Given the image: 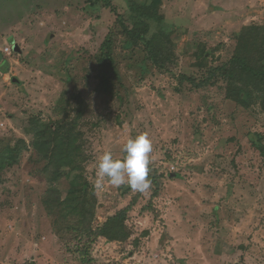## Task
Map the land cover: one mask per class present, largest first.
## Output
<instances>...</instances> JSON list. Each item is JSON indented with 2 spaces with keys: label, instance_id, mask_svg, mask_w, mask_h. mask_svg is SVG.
Returning <instances> with one entry per match:
<instances>
[{
  "label": "rangeland",
  "instance_id": "rangeland-1",
  "mask_svg": "<svg viewBox=\"0 0 264 264\" xmlns=\"http://www.w3.org/2000/svg\"><path fill=\"white\" fill-rule=\"evenodd\" d=\"M132 1L0 0V145H31L34 115L72 124L96 196L89 231L50 197L57 186L64 198L69 180L25 150L2 172L0 264H264V150L252 142L261 135L264 145V110L230 99L219 70L242 30L264 25V0H162L164 21H151L147 39L170 34L168 69L123 33ZM143 132L153 143L149 188L105 180L97 191L98 157L122 159ZM127 207V239L96 234Z\"/></svg>",
  "mask_w": 264,
  "mask_h": 264
},
{
  "label": "trees",
  "instance_id": "trees-1",
  "mask_svg": "<svg viewBox=\"0 0 264 264\" xmlns=\"http://www.w3.org/2000/svg\"><path fill=\"white\" fill-rule=\"evenodd\" d=\"M130 8L134 15V26H125L122 20L123 33L136 45L144 43L150 61L157 67L168 69V47L172 42L170 34L160 31L147 39L151 21H164L162 0H145L144 4L134 0L130 3ZM99 60L105 68L114 64L108 52L103 53ZM219 70L227 81V96L230 99L246 108L259 104L264 110V25L246 26L238 38L235 55ZM103 75L105 80L106 72ZM192 84L202 88L208 82L198 83L193 80ZM25 122L28 124L26 130L32 134L31 145L26 139L18 140L15 145H0V182L5 168L19 163L22 153L32 147L38 157L46 161L47 169H53L55 180H61L62 177L69 180L70 187L64 198L57 186L50 190V197H55L59 205H65L68 212L79 215L80 224L91 231L96 196L80 165L83 150L75 127L64 122H47L40 115H34ZM258 137L259 140L252 142L257 149L264 150L262 137ZM129 210L127 207L110 217L96 234L116 241L127 239L130 236L126 224Z\"/></svg>",
  "mask_w": 264,
  "mask_h": 264
},
{
  "label": "clouds",
  "instance_id": "clouds-1",
  "mask_svg": "<svg viewBox=\"0 0 264 264\" xmlns=\"http://www.w3.org/2000/svg\"><path fill=\"white\" fill-rule=\"evenodd\" d=\"M123 158H114L104 151L96 162L94 188L99 191L104 181L113 186L127 185L133 191H145L150 186V165L153 161V143L147 132L129 137L123 145Z\"/></svg>",
  "mask_w": 264,
  "mask_h": 264
},
{
  "label": "water",
  "instance_id": "water-1",
  "mask_svg": "<svg viewBox=\"0 0 264 264\" xmlns=\"http://www.w3.org/2000/svg\"><path fill=\"white\" fill-rule=\"evenodd\" d=\"M14 48H15V50L19 49L18 45H15ZM13 80H14V82H17L18 84H21V81L18 78H14Z\"/></svg>",
  "mask_w": 264,
  "mask_h": 264
},
{
  "label": "built area",
  "instance_id": "built-area-1",
  "mask_svg": "<svg viewBox=\"0 0 264 264\" xmlns=\"http://www.w3.org/2000/svg\"><path fill=\"white\" fill-rule=\"evenodd\" d=\"M6 53L11 54L13 52V48L12 47H6L4 50Z\"/></svg>",
  "mask_w": 264,
  "mask_h": 264
},
{
  "label": "crops",
  "instance_id": "crops-1",
  "mask_svg": "<svg viewBox=\"0 0 264 264\" xmlns=\"http://www.w3.org/2000/svg\"><path fill=\"white\" fill-rule=\"evenodd\" d=\"M5 50V49H4Z\"/></svg>",
  "mask_w": 264,
  "mask_h": 264
}]
</instances>
